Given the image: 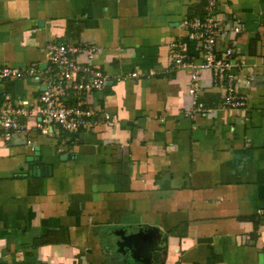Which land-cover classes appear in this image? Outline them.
<instances>
[{
  "label": "crops",
  "instance_id": "crops-1",
  "mask_svg": "<svg viewBox=\"0 0 264 264\" xmlns=\"http://www.w3.org/2000/svg\"><path fill=\"white\" fill-rule=\"evenodd\" d=\"M217 1L219 26L240 28L215 49H233L242 111L220 109L202 70L210 112H195L172 65L173 41L199 57L185 23L205 0H0V65H38L0 82V122L7 106L29 111L8 140L0 125V264H264V0ZM50 43L94 46L92 65L118 79L84 95L89 132L37 126Z\"/></svg>",
  "mask_w": 264,
  "mask_h": 264
},
{
  "label": "built area",
  "instance_id": "built-area-1",
  "mask_svg": "<svg viewBox=\"0 0 264 264\" xmlns=\"http://www.w3.org/2000/svg\"><path fill=\"white\" fill-rule=\"evenodd\" d=\"M218 8L217 0H205L206 14L200 18L186 22L187 39L199 46V57L191 59L187 56L186 46L183 42L173 41L169 45L172 56V65L176 68L187 69L190 77L188 94L192 98L195 112H210L197 103L200 91L199 75L202 70L212 73L213 86L219 89L221 94V110L242 111L247 108V99L235 91L231 56L233 49L226 48L221 55L216 52L218 38H227L240 33L236 25L221 27L215 19V11ZM97 54V49L88 45L75 47L64 43H50L46 46L45 56L47 61V73L49 78L43 82L35 113L40 118L37 124L42 133L48 134L47 125L54 124L64 132L77 133L89 132L95 125L96 111L85 107L83 97L86 94L102 92L115 77L109 72L100 70L92 65ZM37 64H31L24 70L0 65V82L6 80L21 79L22 77H34ZM131 78H136L137 73H131ZM73 92L76 104L65 103L66 97ZM29 115V111L23 108L14 109L7 106L2 111L1 129L3 136L8 140L16 132L25 129L20 118ZM104 121L112 125L108 115ZM62 153L63 149H57Z\"/></svg>",
  "mask_w": 264,
  "mask_h": 264
},
{
  "label": "water",
  "instance_id": "water-1",
  "mask_svg": "<svg viewBox=\"0 0 264 264\" xmlns=\"http://www.w3.org/2000/svg\"><path fill=\"white\" fill-rule=\"evenodd\" d=\"M34 151L36 152V155H37V152L39 151V148H37V147L34 148ZM34 155H35V154H34ZM28 161H29V162H33L32 159H28ZM32 171H33L34 173H37V172H38L36 168H33ZM34 173H33V175H34Z\"/></svg>",
  "mask_w": 264,
  "mask_h": 264
}]
</instances>
